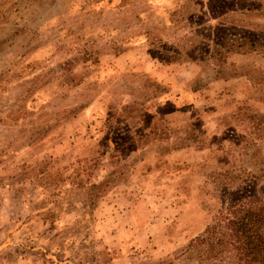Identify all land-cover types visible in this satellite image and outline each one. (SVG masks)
I'll return each instance as SVG.
<instances>
[{
  "label": "rangeland",
  "instance_id": "obj_1",
  "mask_svg": "<svg viewBox=\"0 0 264 264\" xmlns=\"http://www.w3.org/2000/svg\"><path fill=\"white\" fill-rule=\"evenodd\" d=\"M263 198L264 0H0V264H237Z\"/></svg>",
  "mask_w": 264,
  "mask_h": 264
},
{
  "label": "trees",
  "instance_id": "obj_2",
  "mask_svg": "<svg viewBox=\"0 0 264 264\" xmlns=\"http://www.w3.org/2000/svg\"><path fill=\"white\" fill-rule=\"evenodd\" d=\"M234 219L228 225L230 233L225 239H217L216 245H228L235 253L237 264H264V211L251 206L240 209Z\"/></svg>",
  "mask_w": 264,
  "mask_h": 264
}]
</instances>
